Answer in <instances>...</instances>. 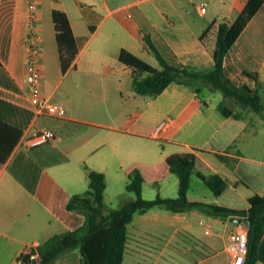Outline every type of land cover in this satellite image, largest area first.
Segmentation results:
<instances>
[{
    "label": "crops",
    "instance_id": "1",
    "mask_svg": "<svg viewBox=\"0 0 264 264\" xmlns=\"http://www.w3.org/2000/svg\"><path fill=\"white\" fill-rule=\"evenodd\" d=\"M82 1L38 0L37 24L44 43L48 12L56 59L51 64L43 62V93L65 110L64 117H54L35 113L24 81L28 0H0V119L21 130L9 155L0 162V264H21V253L54 234L83 225L84 214L68 209L67 202L71 195L88 188L87 168L105 176L106 212L134 198L125 188L124 173L132 164H140L148 176L166 174L142 184L144 198L177 196L179 178L168 171L166 157L195 150L198 169L218 173L228 181L232 194L228 202L246 207L249 196L264 195L262 112L241 109L239 117L222 114L220 102L229 101L234 110L240 107L205 82L196 84L199 92L174 81L156 95H140L132 82L123 86V78L131 75L133 79V71L118 59L125 48L159 68L149 38L171 64L210 68L219 23L233 21L247 0ZM53 9L66 13L79 44L64 72ZM87 48L88 59L81 61ZM80 70L93 72L91 84L106 82L94 91L97 98L86 97L78 84L76 91L60 90L61 76ZM223 70L236 87L257 89L264 98V1L225 54ZM245 70L256 72L258 82ZM87 92L93 93L91 89ZM102 104L105 108L98 110ZM162 120L165 125L156 130ZM42 129H51L55 138L28 145L27 140ZM189 190L211 194L194 173ZM231 217L200 208L172 211L152 207L137 212L127 225L129 243L122 264H146L143 262L150 258L149 264H198L204 259L211 264H230L226 251L230 233L247 230L242 217L238 222ZM183 238L186 246L181 247ZM79 263L80 252L75 247L53 264ZM255 264H264V233Z\"/></svg>",
    "mask_w": 264,
    "mask_h": 264
},
{
    "label": "trees",
    "instance_id": "2",
    "mask_svg": "<svg viewBox=\"0 0 264 264\" xmlns=\"http://www.w3.org/2000/svg\"><path fill=\"white\" fill-rule=\"evenodd\" d=\"M263 1L247 0L242 11L233 21L223 20L219 23L213 53L214 64L210 68L171 64L163 58L149 38L146 40L160 64L159 68L122 48L118 59L132 69V85L135 92L143 96H153L174 81L188 84L199 92L196 84L205 82L211 89L220 90L224 97L234 99L240 107L239 110H234L224 102H220L218 108L222 114L239 117L241 109H252L264 115V98L257 89H249L246 86L236 87L224 75L223 70L225 54ZM51 17L60 68L64 72L78 52V39L74 36L64 11L53 9ZM244 73L258 82L256 72L245 70ZM20 134V129L0 119V162L7 158ZM195 151L174 153L166 157L168 171L176 173L179 178L177 196L157 195L153 199L144 198L141 191L142 184L163 179L166 174L148 176L141 169L140 164H132L125 168L124 173L125 188L134 194V198L108 212L104 210L103 200L105 176L100 171L87 168L88 188L84 192L71 195L67 202L68 209L84 214L83 225L74 230L54 234L35 248L21 253L19 256L21 264H30L33 255L37 256V264H53L62 253L75 247H78L80 252L79 264H122L129 243L128 223L135 213L152 207L172 211L200 208L212 214L242 217L247 223V252L244 264H255L257 245L264 233V195L249 196L246 207H238L228 202L229 195L232 196L229 194L228 181L218 173H206L198 169ZM193 173L209 187L211 194L197 195L190 192V176ZM198 264H211V262L209 259H204Z\"/></svg>",
    "mask_w": 264,
    "mask_h": 264
},
{
    "label": "built area",
    "instance_id": "3",
    "mask_svg": "<svg viewBox=\"0 0 264 264\" xmlns=\"http://www.w3.org/2000/svg\"><path fill=\"white\" fill-rule=\"evenodd\" d=\"M28 10L29 26L26 41L24 81L28 86L30 102L34 107L36 114L64 117L65 110L62 105L51 101L50 98L43 93V36L39 25L37 24L38 0H28ZM200 10L204 11L205 8L201 6ZM165 123L164 120L160 121L156 126V130L162 128ZM54 138L55 134L51 129H42L35 132L34 135L27 140V143L28 145L33 146ZM206 232H208V229H206ZM226 251L230 259V264H244L247 252L246 231L244 228L236 229L230 233L226 245ZM19 261L21 263V260Z\"/></svg>",
    "mask_w": 264,
    "mask_h": 264
},
{
    "label": "rangeland",
    "instance_id": "4",
    "mask_svg": "<svg viewBox=\"0 0 264 264\" xmlns=\"http://www.w3.org/2000/svg\"><path fill=\"white\" fill-rule=\"evenodd\" d=\"M92 0H83L82 3H91ZM45 22L46 27H45V36H46V41L43 43V52H44V57H43V62L46 64H51L53 62V60H56L54 58L53 55V47L55 46L54 44V38H53V31L52 28H49V24L51 23L50 21V17L49 14L47 12V15L45 16ZM81 43V42H80ZM78 48H79V44H78ZM88 59V48L86 49L85 52L82 53L80 60L84 61ZM92 73L93 72H89L86 70H80L79 74L78 72L75 73H69L65 76H61L63 73H61L60 71V76L62 77L60 79V90H71V91H76L78 87H76V84H78L82 90V92H85L86 97H90L92 99L97 98V96H99L98 94H96V92L94 93V91L98 88V87H105L107 84L105 81H102V84L99 82L97 84H91V81H94V79L92 78ZM129 78V79H128ZM127 79L123 78V86L124 87H129L131 85L132 82V77L131 75H129ZM91 89L92 90V94H89L87 91ZM218 96H221V92L218 91L216 93ZM225 104L229 105V101L227 102V100L224 102ZM99 108H105V105L102 104L100 107L98 106L97 109L100 110ZM106 205H109L106 202ZM105 205V206H106ZM185 239L183 238L182 240H180L181 242V247L186 246L185 244ZM152 259L150 258L148 261H145L143 263L149 264L150 261Z\"/></svg>",
    "mask_w": 264,
    "mask_h": 264
},
{
    "label": "water",
    "instance_id": "5",
    "mask_svg": "<svg viewBox=\"0 0 264 264\" xmlns=\"http://www.w3.org/2000/svg\"><path fill=\"white\" fill-rule=\"evenodd\" d=\"M222 217L225 218V216H222ZM230 219L233 220V221H237L238 222V221L241 220V217L232 216ZM246 225H247V223H246ZM30 264H37V258H36V256H33L32 257Z\"/></svg>",
    "mask_w": 264,
    "mask_h": 264
}]
</instances>
